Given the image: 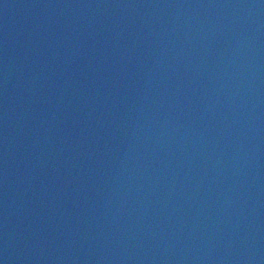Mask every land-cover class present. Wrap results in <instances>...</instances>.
Segmentation results:
<instances>
[{
	"label": "water",
	"instance_id": "water-1",
	"mask_svg": "<svg viewBox=\"0 0 264 264\" xmlns=\"http://www.w3.org/2000/svg\"><path fill=\"white\" fill-rule=\"evenodd\" d=\"M0 264H264V0H0Z\"/></svg>",
	"mask_w": 264,
	"mask_h": 264
}]
</instances>
